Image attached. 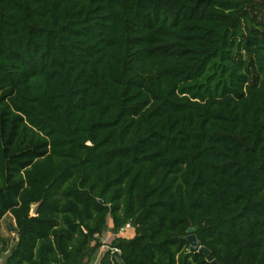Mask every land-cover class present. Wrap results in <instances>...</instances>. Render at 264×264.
<instances>
[{
  "label": "trees",
  "instance_id": "trees-1",
  "mask_svg": "<svg viewBox=\"0 0 264 264\" xmlns=\"http://www.w3.org/2000/svg\"><path fill=\"white\" fill-rule=\"evenodd\" d=\"M4 264H264V0H0Z\"/></svg>",
  "mask_w": 264,
  "mask_h": 264
},
{
  "label": "crops",
  "instance_id": "crops-1",
  "mask_svg": "<svg viewBox=\"0 0 264 264\" xmlns=\"http://www.w3.org/2000/svg\"><path fill=\"white\" fill-rule=\"evenodd\" d=\"M4 223H6L7 229L9 230V233L5 234L2 232L1 225H3ZM15 226H16L15 220L11 215H7L6 217H4L0 221V252L3 250V248L6 246V244L10 243V245H13L15 243V241L13 239L17 240L18 235H17V233L14 232ZM112 227H113L112 223L108 224V226H107V229H109L110 234H114ZM110 231H112V232H110ZM10 232L12 233V237H15V238H11ZM134 233H135V231L133 229L129 228L128 230L126 229V231L123 232L122 235H128L129 237H132V236H134ZM105 234L109 235L108 232L107 233L104 232V234L102 235L101 240H103L102 244H104V245L101 249H99V251H98V253L94 259L95 261H93L92 264H100L101 259L103 258L105 253L110 250L109 246L111 245L113 240H112V242L105 244L106 243L105 239L107 238V236L104 237ZM114 235L116 237L118 236L117 234H114ZM110 237H112V235H110ZM6 254L7 253H4L3 258H0V264H2L3 260L5 259Z\"/></svg>",
  "mask_w": 264,
  "mask_h": 264
},
{
  "label": "water",
  "instance_id": "water-1",
  "mask_svg": "<svg viewBox=\"0 0 264 264\" xmlns=\"http://www.w3.org/2000/svg\"><path fill=\"white\" fill-rule=\"evenodd\" d=\"M194 232H195L194 228L188 230L189 233L188 240L191 244V250L206 254L208 261L212 262L213 264H216V261L214 260L211 252L206 247L201 246V243L199 242ZM113 256L118 264H124L119 250L113 251Z\"/></svg>",
  "mask_w": 264,
  "mask_h": 264
},
{
  "label": "rangeland",
  "instance_id": "rangeland-1",
  "mask_svg": "<svg viewBox=\"0 0 264 264\" xmlns=\"http://www.w3.org/2000/svg\"><path fill=\"white\" fill-rule=\"evenodd\" d=\"M1 228H2V232L3 233H9V230L7 229V225H6V223H4L3 225H1ZM128 230V229H127ZM126 231V230H125ZM124 231V232H125ZM108 232V234L109 235H107V234H105L104 235V237L105 236H107V238L105 239L106 240V243L105 244H108V243H110V242H112V240H114L115 239V235L114 234H116V233H114V234H110L109 233V229H106V231H105V233H107ZM110 232H112V231H110ZM10 235H11V238H15V237H12V233L10 232ZM110 235H112V237H110ZM117 235H120L119 233H117ZM14 241L16 240V239H13ZM101 242L103 243V240H101ZM95 261V260H94ZM2 264H4V260H3V262H2ZM92 264V263H91Z\"/></svg>",
  "mask_w": 264,
  "mask_h": 264
},
{
  "label": "built area",
  "instance_id": "built-area-1",
  "mask_svg": "<svg viewBox=\"0 0 264 264\" xmlns=\"http://www.w3.org/2000/svg\"><path fill=\"white\" fill-rule=\"evenodd\" d=\"M129 228H131V225L128 223L124 228L120 229L118 231V233L122 234L126 229H129ZM115 250H117V249H115ZM115 250H113V251H115Z\"/></svg>",
  "mask_w": 264,
  "mask_h": 264
}]
</instances>
